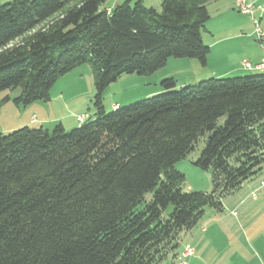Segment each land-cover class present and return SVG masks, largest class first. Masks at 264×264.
Here are the masks:
<instances>
[{
  "label": "trees",
  "instance_id": "trees-1",
  "mask_svg": "<svg viewBox=\"0 0 264 264\" xmlns=\"http://www.w3.org/2000/svg\"><path fill=\"white\" fill-rule=\"evenodd\" d=\"M106 1L0 5V93L19 91L0 106L50 101L57 81L87 63L96 91L93 118L70 132L60 124L0 134V264L175 259L181 233L207 207L222 211V199L263 169L264 75L179 90L167 78L164 94L111 113L104 107L105 91L123 75L149 76L171 58L206 66L212 0H161L160 12L143 0L102 10ZM200 139L195 165L212 170L211 193L185 192L175 169Z\"/></svg>",
  "mask_w": 264,
  "mask_h": 264
},
{
  "label": "rangeland",
  "instance_id": "rangeland-1",
  "mask_svg": "<svg viewBox=\"0 0 264 264\" xmlns=\"http://www.w3.org/2000/svg\"><path fill=\"white\" fill-rule=\"evenodd\" d=\"M11 1L0 0V5ZM126 1L107 0L101 9L114 8ZM136 1L131 0V5L133 6ZM221 1L212 0L208 4L211 20L203 31L204 42L212 43L213 40L220 41L237 34L243 37L241 40L236 39L230 49L222 50V44L216 47L209 55L206 66L196 59L171 58L165 67L149 76L137 74L121 76L105 91L106 112L111 113L113 105L117 103H123L122 106L132 105L166 93L160 84L167 78H173L177 84L175 90H179L185 86L218 78L216 75H222L221 73L228 72L233 67L234 70L238 68L243 71L242 74L231 72L232 74L227 73L230 76L220 78L264 75V70L244 68L246 62L253 64L258 48H264V37L259 39L254 23L256 20L264 32V10L261 8L264 7V0H246V3L255 6L252 15L241 14L236 6V0ZM143 4L161 11V0H143ZM47 26L48 24H44L39 27ZM243 44L246 47H242ZM263 60L264 58L261 62ZM95 92L91 65L87 63L77 67L57 81L50 92V101H37L27 107L17 106L12 101L1 105L0 134L12 133L26 127L32 118H36L37 122L35 125L31 124L32 128L44 127L52 131L61 124L70 132L75 129L69 127L74 121L71 118L83 116L82 114L93 118ZM18 94V90L1 92L0 102L6 96L14 99ZM204 147L205 139H200L195 150L175 165V169L185 175L183 186L185 192L211 193L214 189L212 170H202L195 165ZM262 168L259 175L246 181L238 191L222 199V211L207 207L198 224L193 229L181 233L182 243L178 252L184 249L183 253L187 248H191L193 254L183 257L181 253L178 262L170 255L160 264H189L191 259L199 260L201 264H264V187L261 185L264 180V164ZM151 199L152 194L148 193L145 201L149 202ZM171 210L172 207L169 208V212ZM203 228H207L208 233H203Z\"/></svg>",
  "mask_w": 264,
  "mask_h": 264
},
{
  "label": "crops",
  "instance_id": "crops-1",
  "mask_svg": "<svg viewBox=\"0 0 264 264\" xmlns=\"http://www.w3.org/2000/svg\"><path fill=\"white\" fill-rule=\"evenodd\" d=\"M222 1H224V0H222ZM221 1V2H222ZM227 1V0H226ZM235 3H236V1H235ZM225 6V5H224ZM112 9V7H107V9H105V10H107V11H110ZM241 38H243L240 34H237V35H230V36H227L226 38H223V39H221L220 41H215V40H213V42L212 43H205L207 46H209L210 48H211V53H210V55L212 54V52L215 50V48L216 47H218L219 45H221L222 44V47H221V49L222 50H225V49H230V48H232L233 46H234V44H233V42L237 39V40H241ZM242 47H246L244 44H243V46ZM257 50V49H256ZM257 52H258V54H256V56L253 58V60H254V62H253V64H251L253 67H255L256 65H258L260 62H261V60L264 58V48L262 47V48H258V50H257ZM229 67V66H228ZM242 74V72L243 71H241V70H239L238 68L236 69V70H234V67L230 70V71H228V72H225V73H221L222 75H216L218 78H220V77H225V76H227L228 74ZM228 73V74H227ZM228 76H230V75H228ZM126 104V103H125ZM122 105H124L123 103L121 104H114L113 105V110H116V109H118L119 107H121ZM82 115H86V114H82ZM78 116H81V115H78ZM77 116V117H78ZM91 117L90 116H88V118H87V120L88 119H90ZM71 119H74V121H73V125H70L69 127L70 128H77V127H80L81 126V124L78 122V120H77V118H71ZM86 120V121H87ZM31 124H33V125H35V124H37V122H36V118L35 119H33L32 118V120H30V122L29 123H27L26 124V126H29V127H31ZM46 126V125H45ZM202 232L203 233H208V229L207 228H203L202 229ZM182 243V241H180V244ZM184 250V249H183ZM182 250V251H183ZM182 251L181 252H179V255H178V257L177 258H175L174 260H177V262L179 261V258H180V256H181V253H182ZM189 264H201V262L199 261V260H193V259H191L190 261H189Z\"/></svg>",
  "mask_w": 264,
  "mask_h": 264
},
{
  "label": "built area",
  "instance_id": "built-area-1",
  "mask_svg": "<svg viewBox=\"0 0 264 264\" xmlns=\"http://www.w3.org/2000/svg\"><path fill=\"white\" fill-rule=\"evenodd\" d=\"M236 6L238 7V10L241 14L244 15H252L253 9L255 8L254 5L252 4H248L246 3V0H236ZM262 11L264 10V7H261ZM255 23V27H256V33L258 34L259 39H262L264 37V32L260 29V26L258 25V23L256 22V20H254ZM244 68L247 70H264V60L262 62H260L258 65H256L255 67H253L250 63L246 62L244 64ZM87 115H83V116H78L77 120L82 124L86 121L87 119ZM262 186L264 187V182H262ZM189 254H193V250L191 248H187L183 253L182 256L185 257V255H189ZM182 257V258H183Z\"/></svg>",
  "mask_w": 264,
  "mask_h": 264
}]
</instances>
